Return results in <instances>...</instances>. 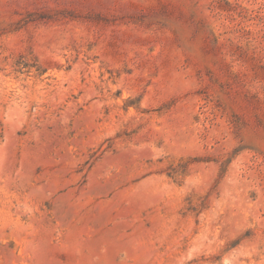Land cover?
<instances>
[{
  "label": "rangeland",
  "instance_id": "374dc122",
  "mask_svg": "<svg viewBox=\"0 0 264 264\" xmlns=\"http://www.w3.org/2000/svg\"><path fill=\"white\" fill-rule=\"evenodd\" d=\"M0 264H264V0H0Z\"/></svg>",
  "mask_w": 264,
  "mask_h": 264
}]
</instances>
